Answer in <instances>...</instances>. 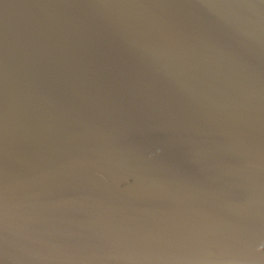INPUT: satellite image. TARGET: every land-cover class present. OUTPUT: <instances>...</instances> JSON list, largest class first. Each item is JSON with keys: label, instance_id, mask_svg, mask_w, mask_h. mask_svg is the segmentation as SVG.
<instances>
[{"label": "water", "instance_id": "95a60500", "mask_svg": "<svg viewBox=\"0 0 264 264\" xmlns=\"http://www.w3.org/2000/svg\"><path fill=\"white\" fill-rule=\"evenodd\" d=\"M0 264H264V0H0Z\"/></svg>", "mask_w": 264, "mask_h": 264}]
</instances>
